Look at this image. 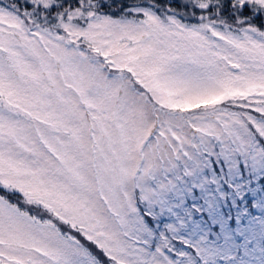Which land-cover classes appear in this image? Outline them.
Returning a JSON list of instances; mask_svg holds the SVG:
<instances>
[{
    "label": "snow or ice",
    "instance_id": "6c2138e0",
    "mask_svg": "<svg viewBox=\"0 0 264 264\" xmlns=\"http://www.w3.org/2000/svg\"><path fill=\"white\" fill-rule=\"evenodd\" d=\"M0 264H264V0H0Z\"/></svg>",
    "mask_w": 264,
    "mask_h": 264
}]
</instances>
